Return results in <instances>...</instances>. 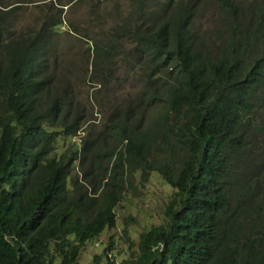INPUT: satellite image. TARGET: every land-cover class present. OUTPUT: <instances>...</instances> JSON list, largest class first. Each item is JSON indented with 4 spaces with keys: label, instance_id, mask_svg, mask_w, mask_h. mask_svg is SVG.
<instances>
[{
    "label": "trees",
    "instance_id": "trees-1",
    "mask_svg": "<svg viewBox=\"0 0 264 264\" xmlns=\"http://www.w3.org/2000/svg\"><path fill=\"white\" fill-rule=\"evenodd\" d=\"M130 1L106 42L89 41L91 69L106 84L130 56L143 89L74 148L85 117L46 55L63 8L12 32L24 1L0 0V264H77L118 226L135 172V191L152 172L174 190L138 239L123 229L127 257L116 262L111 241L93 264H264L261 173L236 170L264 129V0ZM206 4L210 40L193 30Z\"/></svg>",
    "mask_w": 264,
    "mask_h": 264
},
{
    "label": "rangeland",
    "instance_id": "rangeland-1",
    "mask_svg": "<svg viewBox=\"0 0 264 264\" xmlns=\"http://www.w3.org/2000/svg\"><path fill=\"white\" fill-rule=\"evenodd\" d=\"M22 8L18 15L10 19L12 32L39 30L42 22L63 8V22L50 44L48 56L49 71L55 80L60 81L77 102V106L85 117V124L77 136L70 140L74 148L79 137L84 135V129H90L92 134L103 128L108 115H115L119 110H125L130 101L140 89H143L141 72L136 70L130 56L124 55L113 66L114 78L106 84L99 83V74L91 69L92 39L101 43L108 40L111 28L122 21L130 9V0H22ZM49 4L50 7L49 8ZM215 7L206 4L202 13L197 14L193 30L206 40L212 37L215 26ZM121 14V15H120ZM56 17L59 15L55 14ZM114 21V22H113ZM122 45L129 47L127 40ZM136 111H146L145 105L137 101L133 104ZM263 113L264 97L258 107ZM237 171L261 173L259 184L264 187V129L258 132L256 138L249 142L243 158L237 163ZM142 184L137 172L128 181L129 190L126 197L116 209L118 226L114 230L102 233L99 243L86 245L82 250L77 264H93V256L101 253L107 243L113 242L112 257L116 262L127 257L133 249L123 229H127L132 239H138L140 231L159 219V214L170 198L173 188L155 172H152L147 183L140 190H134ZM132 216L133 219H128ZM244 224H247V219ZM156 221V222H157ZM125 225L122 226L121 223ZM93 241V240H92ZM90 241V242H92ZM130 246V249H129Z\"/></svg>",
    "mask_w": 264,
    "mask_h": 264
},
{
    "label": "clouds",
    "instance_id": "clouds-1",
    "mask_svg": "<svg viewBox=\"0 0 264 264\" xmlns=\"http://www.w3.org/2000/svg\"><path fill=\"white\" fill-rule=\"evenodd\" d=\"M51 48V47H50ZM50 53V49H49V51L46 53V55L47 54H49ZM50 56V55H49ZM48 61V60H47ZM48 69H49V63H48ZM50 72V71H49ZM50 74H51V72H50ZM110 115V114H109Z\"/></svg>",
    "mask_w": 264,
    "mask_h": 264
}]
</instances>
